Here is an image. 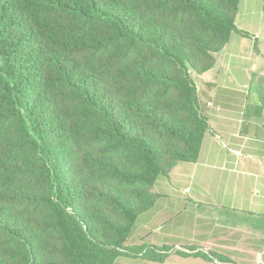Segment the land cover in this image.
<instances>
[{
  "label": "trees",
  "instance_id": "obj_1",
  "mask_svg": "<svg viewBox=\"0 0 264 264\" xmlns=\"http://www.w3.org/2000/svg\"><path fill=\"white\" fill-rule=\"evenodd\" d=\"M240 2L0 0V264L164 262L137 218L198 158L192 75L240 32Z\"/></svg>",
  "mask_w": 264,
  "mask_h": 264
},
{
  "label": "crops",
  "instance_id": "obj_2",
  "mask_svg": "<svg viewBox=\"0 0 264 264\" xmlns=\"http://www.w3.org/2000/svg\"><path fill=\"white\" fill-rule=\"evenodd\" d=\"M259 3L251 11L245 1L247 12L242 18L238 11L235 21L240 32L209 71L193 77L210 127L197 160L158 178L157 200L137 218V243L172 250L162 263L139 255L116 264H222L220 258L264 264V0Z\"/></svg>",
  "mask_w": 264,
  "mask_h": 264
},
{
  "label": "rangeland",
  "instance_id": "obj_3",
  "mask_svg": "<svg viewBox=\"0 0 264 264\" xmlns=\"http://www.w3.org/2000/svg\"><path fill=\"white\" fill-rule=\"evenodd\" d=\"M242 2L240 3V7H239V14H240V16L243 18L244 16H245V14H246V12L247 11H245V1L247 2L248 0H241ZM261 0H251V6H250V8H251V11H253V9L254 10H259V8H260V2ZM192 77H194V75H192Z\"/></svg>",
  "mask_w": 264,
  "mask_h": 264
},
{
  "label": "built area",
  "instance_id": "obj_4",
  "mask_svg": "<svg viewBox=\"0 0 264 264\" xmlns=\"http://www.w3.org/2000/svg\"><path fill=\"white\" fill-rule=\"evenodd\" d=\"M211 104L210 103H208V106H210Z\"/></svg>",
  "mask_w": 264,
  "mask_h": 264
}]
</instances>
